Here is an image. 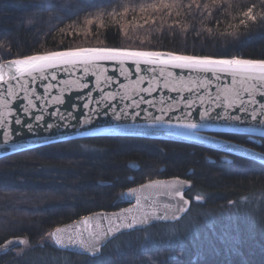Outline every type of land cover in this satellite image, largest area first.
Segmentation results:
<instances>
[{"label": "trees", "instance_id": "16d2710c", "mask_svg": "<svg viewBox=\"0 0 264 264\" xmlns=\"http://www.w3.org/2000/svg\"><path fill=\"white\" fill-rule=\"evenodd\" d=\"M204 2L168 16L147 7L159 0H0V64L77 47L264 59V22L228 28L242 18L238 11L252 4L259 10L258 0H241L231 15L213 9L212 16ZM122 5L127 13L108 15L123 12ZM177 20L189 25L187 32L169 27ZM225 29L232 35H221ZM212 136L264 153V138ZM170 178L191 182V209L177 223L120 236L91 260L59 250L47 235L84 216L119 211L129 188ZM197 194L203 199L196 201ZM11 238L27 244L0 264H264V164L191 143L121 136L17 153L0 159V245Z\"/></svg>", "mask_w": 264, "mask_h": 264}, {"label": "water", "instance_id": "95a60500", "mask_svg": "<svg viewBox=\"0 0 264 264\" xmlns=\"http://www.w3.org/2000/svg\"><path fill=\"white\" fill-rule=\"evenodd\" d=\"M99 64L102 66L103 72L95 74L93 71L85 73L80 66L68 71L63 70L66 66L49 69L45 73L48 78L43 81L39 78L32 81L27 75L22 79H10L6 75L5 81L0 82V101L7 103V107L0 103V119L5 120L4 126H0V159L35 148L76 139L121 136L191 143L230 156L243 157L264 164V159L259 158L262 153L212 136V134L222 133L264 138V124L260 123V120L264 119V116L261 115L264 113V109H261L264 97H261L259 92L254 96L244 92L242 88L247 87V84L243 86L239 82L233 84L231 78L225 74H221V79L217 81L211 74H208L212 83L205 88H200L198 82L205 74L189 69H177L171 65H144L141 63L140 69L152 68L154 71H138L132 60L124 61L123 65L117 61H101ZM161 68L164 69V76L160 75ZM3 71L7 74L8 68L5 67ZM52 72H55L56 80L51 79ZM168 72H172L174 77L183 78V84L176 85L177 91H172L171 87H164L166 79L169 80L170 85L175 83L172 78L167 77ZM98 74L100 75L99 84H97ZM33 75L39 76L38 73ZM107 76L112 77V80H106L105 77ZM140 77H144V79L137 86L135 81L140 80ZM24 80L28 81V92L21 88ZM64 81L70 83L66 84ZM191 81H197V85L194 86ZM46 84L54 85L47 91V94L44 87ZM84 84H87V87H81ZM185 84L187 87H184ZM9 85L15 90L14 96H9L6 92ZM225 86L230 90L240 91L239 97L236 98V104L232 108L226 106L225 96L227 95L229 99L233 97L231 91L229 93L223 92ZM149 87H154V90L151 92L143 91ZM32 89H35V94L31 92ZM109 93L112 94V98H108L107 94ZM218 95L220 96L219 100L216 99ZM26 96L33 100L35 107L28 104ZM37 96H40L41 99H36ZM57 96L61 98L62 103L54 101ZM200 97H203L202 101ZM184 98L193 101L191 108L185 106L187 101ZM253 100L256 103H253ZM241 101L243 103H240ZM241 107L246 108L247 112L240 111ZM24 108H28V111L25 112ZM254 109L257 112L256 120H253L251 116ZM206 110L209 111L210 115L201 121L200 113ZM189 111L193 114L192 121L203 125L195 132L182 128L169 130L165 127L169 123L177 125L187 122L183 116ZM5 113L6 115H2ZM137 113L139 115H136ZM218 113L223 118H217ZM229 115L239 116L241 119H229ZM36 116H43V120L37 121ZM155 117H162L163 123L155 121ZM177 117L180 119H176ZM17 118L21 120V124L15 123ZM89 119L91 122H86ZM28 124L33 125L32 131L28 130ZM48 124H52L53 127L48 128ZM5 132L9 133L7 142H5ZM176 179L153 180L160 182L155 184H150L151 181L147 182L142 185L150 186L135 187L137 190L135 194H129L128 190L125 191L126 207L116 212H97L89 215L92 230H95L98 222L105 229L109 226L108 220L104 217L111 216L115 224H120L121 220L117 217H127L128 219L125 220L127 223L131 221L132 217H141L142 213H150L154 209L157 215H164L165 205L172 206L169 216L171 217L174 213L178 219L153 220L148 225H138V230H126V233L140 231L156 223L181 221L191 209V201L186 196L191 187V182L185 185L183 189L184 198L190 201L189 205L185 206L187 211L179 212L176 211V208L179 207L180 198H172L165 194L166 186ZM137 197H140L139 205H137ZM123 209L128 211L124 212ZM81 219L59 227L64 231L58 235L76 237L77 225H79L82 236L77 238L90 239L88 231L85 230V225L80 223ZM9 240L12 241V244L7 248H0V257L25 245L21 242L25 238H11ZM52 240L59 250L91 257L90 253H83V250L78 246H61L56 244L54 239Z\"/></svg>", "mask_w": 264, "mask_h": 264}, {"label": "snow or ice", "instance_id": "6c2138e0", "mask_svg": "<svg viewBox=\"0 0 264 264\" xmlns=\"http://www.w3.org/2000/svg\"><path fill=\"white\" fill-rule=\"evenodd\" d=\"M258 3L261 5L259 10H257V5L252 4L247 6L244 10L238 11L237 15L242 17L239 20L238 24H229L228 28L239 30L241 26L247 27L249 22L259 24L260 22H264V0H258ZM195 6V8H201V0H188V3L185 4L183 0H159V3H152L147 5L148 8H152L155 11H160L162 9L167 10V15L170 16L172 14L173 9H177L176 15L180 16L183 13V9L187 8L189 11ZM211 6V7H210ZM123 12H116L115 10L112 13H109L110 16L120 15L122 16L124 13L129 11L127 5H122ZM241 7V0H205L203 3V10L207 12L208 16L213 15V9L219 10L222 14L231 15V11L237 10ZM134 10V9H133ZM145 7H141L140 11H145ZM203 13H201L202 15ZM237 17L232 16V19L235 20ZM203 20L200 23L203 24ZM87 23L91 25L93 23L92 19H88ZM145 23H148L145 20ZM220 21H216V26L219 27ZM173 26L181 27L184 32H187L189 29V25L187 23L181 25L180 22L173 21L172 25H169L170 28ZM71 27V26H70ZM195 31V29H193ZM61 32L64 29H60ZM205 31L208 33L212 32L211 28H207L205 26ZM224 36L232 35V32L225 29L223 33H220ZM196 35L200 36L201 33L196 31ZM10 51V48L8 49ZM132 60L137 66V70H146V71H154L152 68L147 69H140L141 63L144 65H164L168 66L171 65L177 69H189L194 72L203 73L205 74L202 79L199 80L198 86L200 88H205L207 85L212 83V80L209 78L208 74H211L213 78L217 81L221 79V74H225L231 78L233 84L239 82L242 86L247 84V87H243L242 90L247 92L250 96H254L257 92L264 97V59H246L241 58L240 56H233L231 58H216L209 55H194V54H184L180 52L174 51H153V50H130L127 48H108V47H77V48H68L66 50H57V51H49L44 54H33V55H26L23 58H16L11 60H5L4 63L0 64V82L5 81L6 75L9 76L10 79H22L27 75L31 78L32 81H36L38 78L43 81L48 77L45 75L46 71L49 69H57L60 66H66L63 68L64 71H68L69 69L76 68L78 66L82 67V70L85 73L89 71H93L95 73H102L103 69L102 66L99 64L101 61H117L121 65H123L124 61ZM7 67L8 73L6 74L3 69ZM34 73H38L39 76L33 75ZM123 74V72H122ZM160 75L164 76L165 72L164 69L161 68ZM167 77L172 78L175 83H169V80L166 79L164 82V87L169 88L171 87L172 91H177L176 85L183 84V78L174 77L172 72L167 73ZM51 79L56 80L57 76L55 72L51 73ZM106 80H112V77L107 76L105 77ZM144 79V77H140V80L135 81V84L138 86L139 83ZM155 79V78H153ZM100 82V75H97V84ZM64 83H70L69 81H64ZM78 83V82H77ZM191 83L196 86L197 81H191ZM28 81L24 80L21 84V88L28 92L29 89L27 87ZM45 93L54 87L53 84H46ZM81 87H87V84L81 85ZM184 87H187L185 84ZM154 90V87H149L143 89L144 92H151ZM191 90V89H189ZM232 93V99H229L228 96H225L226 106L228 108H232L236 104V98L239 97L240 91L235 89H228L227 86L223 89L224 93ZM6 92L9 96L15 95V90L12 88L11 85L6 89ZM31 92L35 94V89H32ZM108 98H112V94H107ZM28 99V104L32 107H35L33 100L29 97H25ZM36 99H41L40 96H37ZM186 102V107L191 108L193 101L187 100L184 98ZM201 101L203 97H200ZM217 100L220 99L218 95L216 97ZM54 101L56 103H62L60 97H55ZM256 103L255 100L252 101ZM3 103L4 107H7V103L5 101H0ZM240 103H243L241 101ZM138 106V105H137ZM219 106V105H217ZM87 107V105H85ZM261 109H264V103H261ZM24 111L27 112L28 108H24ZM163 111V110H162ZM240 111L247 112L246 108L241 107ZM2 115H6L2 114ZM136 115H139L137 113ZM192 112L189 111L184 114L183 118L187 122L180 123L177 125H172L171 123L165 125L169 130L174 128H182L187 129L195 132L198 128L202 127L203 125L193 122ZM209 111H204L200 113V120L203 121L205 118L209 117ZM264 116V113H261ZM252 119H257V112L254 109L251 113ZM63 119V117H61ZM119 118V117H117ZM217 118H223L219 113L217 114ZM229 119L240 120L239 116H230ZM35 119L37 121L43 120V116H36ZM176 119H180L177 117ZM155 121H160L163 123L162 117H155ZM86 122H91L90 119ZM16 124H21V120L19 118L15 119ZM261 124H264V119L260 120ZM5 120L0 119V126H4ZM158 126V125H157ZM48 128H52V124L47 125ZM27 128L29 131L33 130V125L28 124ZM5 142L9 137V133L5 132ZM260 159H264V153L261 154L259 157ZM160 183L158 181H151L150 184ZM190 184V181L181 180L177 178L174 182L166 186L165 194L175 198L179 197V207L176 208V211L184 212L187 211L185 206L189 205L190 201L185 199V192L183 191L184 186ZM150 185H141V188L148 187ZM135 188H129V194L136 193ZM190 194V193H189ZM195 199L197 201L203 199L202 195L197 194ZM140 204V197H137V205ZM165 214L164 215H157L156 210L154 209L150 213H142L141 217H132L130 222L125 223L127 217H117L121 220L120 224H115L111 216L104 217V219L108 220L109 226L105 229L102 225L98 222L96 224L95 230H92V226L89 223L90 217L84 216L82 217L80 223L85 225V230L88 231V235L90 239H82L77 238L82 236V233L79 231V225H77V233L76 237L73 235H68L67 237L58 235L59 233L63 232L64 229L59 227L55 228L53 232H49L47 235L54 239L55 243L61 246L67 245H74L78 246L80 249L83 250V253H90L91 257L89 258L94 259L104 254V250L108 249L110 245H112L116 240L119 239L120 236H123L126 233V230H138V225H148L151 221L156 220H167L169 218L178 219L174 213H172L171 217L169 216V212H171L172 206L165 205ZM122 211L126 212L127 209H123ZM100 215V214H95ZM115 215V214H113ZM119 234V235H117ZM66 241V242H65ZM22 243L27 244V240L21 241ZM238 243V240H237ZM12 244V241H7L4 245H0V248H7L9 245Z\"/></svg>", "mask_w": 264, "mask_h": 264}, {"label": "rangeland", "instance_id": "374dc122", "mask_svg": "<svg viewBox=\"0 0 264 264\" xmlns=\"http://www.w3.org/2000/svg\"><path fill=\"white\" fill-rule=\"evenodd\" d=\"M23 247V246H22Z\"/></svg>", "mask_w": 264, "mask_h": 264}]
</instances>
